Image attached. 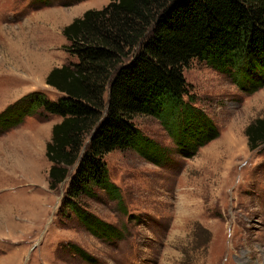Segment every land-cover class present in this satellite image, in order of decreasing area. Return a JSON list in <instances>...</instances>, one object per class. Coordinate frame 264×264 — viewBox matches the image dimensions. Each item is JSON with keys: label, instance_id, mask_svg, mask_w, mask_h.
<instances>
[{"label": "rangeland", "instance_id": "rangeland-1", "mask_svg": "<svg viewBox=\"0 0 264 264\" xmlns=\"http://www.w3.org/2000/svg\"><path fill=\"white\" fill-rule=\"evenodd\" d=\"M65 1L0 0L4 119L17 117L25 95L60 96L45 78L76 60L63 28L112 0ZM183 74L217 137L187 158L156 118L134 120L167 151L166 162L159 166L133 150L113 151L104 161L120 201L95 190V197L81 202L122 231L120 238L98 237L69 210L59 212L65 184L50 187L45 157L59 117L35 108L21 125L0 126V264H264V146L251 147L244 133L264 113V86L246 94L196 60Z\"/></svg>", "mask_w": 264, "mask_h": 264}, {"label": "trees", "instance_id": "trees-1", "mask_svg": "<svg viewBox=\"0 0 264 264\" xmlns=\"http://www.w3.org/2000/svg\"><path fill=\"white\" fill-rule=\"evenodd\" d=\"M62 34L76 60L45 78L60 96L25 95L17 117L6 120L3 111L0 126L21 125L35 108L59 117L45 145L50 187L65 184L59 212L69 210L98 237L120 238L122 231L81 207L95 190L120 201L105 156L133 150L155 165L166 162L167 151L142 134L138 117L156 118L187 158L217 137L216 126L195 107L183 72L196 60L246 94L262 88L264 0H112L85 11ZM244 133L251 147L264 146V113Z\"/></svg>", "mask_w": 264, "mask_h": 264}, {"label": "crops", "instance_id": "crops-1", "mask_svg": "<svg viewBox=\"0 0 264 264\" xmlns=\"http://www.w3.org/2000/svg\"><path fill=\"white\" fill-rule=\"evenodd\" d=\"M82 14H83V13H82ZM81 16H82V15H81ZM81 16H80V17H81ZM78 17H79V16H78ZM38 140L40 141L41 139H40V138L37 139V145H39V144H38V142H39Z\"/></svg>", "mask_w": 264, "mask_h": 264}, {"label": "water", "instance_id": "water-1", "mask_svg": "<svg viewBox=\"0 0 264 264\" xmlns=\"http://www.w3.org/2000/svg\"><path fill=\"white\" fill-rule=\"evenodd\" d=\"M91 135H92V134H91ZM91 135H90V137H89L88 141L91 139ZM31 250H33V248H32Z\"/></svg>", "mask_w": 264, "mask_h": 264}]
</instances>
